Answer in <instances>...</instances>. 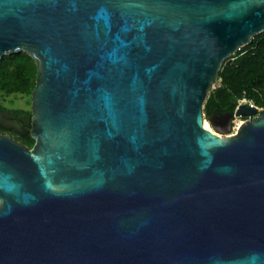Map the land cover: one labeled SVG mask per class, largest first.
Masks as SVG:
<instances>
[{
    "label": "water",
    "instance_id": "water-1",
    "mask_svg": "<svg viewBox=\"0 0 264 264\" xmlns=\"http://www.w3.org/2000/svg\"><path fill=\"white\" fill-rule=\"evenodd\" d=\"M262 32L264 0H0V59L38 70L0 110L35 140L0 133V264H264V108L203 121Z\"/></svg>",
    "mask_w": 264,
    "mask_h": 264
},
{
    "label": "trees",
    "instance_id": "trees-1",
    "mask_svg": "<svg viewBox=\"0 0 264 264\" xmlns=\"http://www.w3.org/2000/svg\"><path fill=\"white\" fill-rule=\"evenodd\" d=\"M37 75V64L28 53L5 55L0 59V93L32 91ZM218 79L220 85L211 89L204 105L205 117L212 126H215L212 120L215 115L231 113L233 118L243 98L264 107V32L224 61ZM15 113L31 115V111ZM0 132L11 134L1 126ZM21 142L31 148L35 140L28 135Z\"/></svg>",
    "mask_w": 264,
    "mask_h": 264
},
{
    "label": "rangeland",
    "instance_id": "rangeland-1",
    "mask_svg": "<svg viewBox=\"0 0 264 264\" xmlns=\"http://www.w3.org/2000/svg\"><path fill=\"white\" fill-rule=\"evenodd\" d=\"M220 85V80L217 82L214 88L218 87ZM32 94L33 90H29L28 92H15V93H0V107H2V110H7L11 113L19 112V111H32ZM254 104L252 100H248L246 98H243L239 101V104ZM255 105V104H254ZM264 108V107H260ZM205 117V116H204ZM248 118L247 116H241L235 113L234 117L230 119L229 117L227 120L221 123H215V126L210 125L216 132L220 133L223 136H227L231 133H234L239 124L244 120ZM207 122L209 123L208 119L205 117Z\"/></svg>",
    "mask_w": 264,
    "mask_h": 264
},
{
    "label": "flooded vegetation",
    "instance_id": "flooded-vegetation-1",
    "mask_svg": "<svg viewBox=\"0 0 264 264\" xmlns=\"http://www.w3.org/2000/svg\"><path fill=\"white\" fill-rule=\"evenodd\" d=\"M16 114L18 117H23V118H30V116H27V115H24V114H20V113H14ZM227 116L226 117H217V115L213 116L212 117V120L215 122V123H221V122H224L225 120H227ZM230 119L231 116H229ZM15 122L19 123L22 128H20V131H16L14 128H10L8 129V131L11 133L9 134L8 132L7 133H1V134H6V135H9L11 136L12 138H14L15 140L21 142V139L25 138L26 136L30 135L31 136V125L27 126L25 124V122H23L22 120H14ZM2 127V126H1ZM4 128V127H3ZM7 129V128H6Z\"/></svg>",
    "mask_w": 264,
    "mask_h": 264
},
{
    "label": "bare ground",
    "instance_id": "bare-ground-1",
    "mask_svg": "<svg viewBox=\"0 0 264 264\" xmlns=\"http://www.w3.org/2000/svg\"><path fill=\"white\" fill-rule=\"evenodd\" d=\"M241 110H242V112L251 113L254 109H251V108H248V109L245 108V109H244V108H242ZM259 110H260V109H259ZM203 121H204L207 125L210 124V122H209V123L207 122V120L205 119V117H204ZM0 123L6 124V125H10V124H12V122H10L9 120L5 119L1 114H0ZM210 125H211V124H210Z\"/></svg>",
    "mask_w": 264,
    "mask_h": 264
},
{
    "label": "built area",
    "instance_id": "built-area-1",
    "mask_svg": "<svg viewBox=\"0 0 264 264\" xmlns=\"http://www.w3.org/2000/svg\"><path fill=\"white\" fill-rule=\"evenodd\" d=\"M259 109H263V108H260V107H258Z\"/></svg>",
    "mask_w": 264,
    "mask_h": 264
}]
</instances>
